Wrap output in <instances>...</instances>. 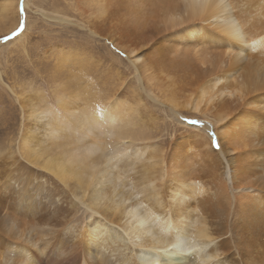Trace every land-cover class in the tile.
I'll use <instances>...</instances> for the list:
<instances>
[{"label": "bare ground", "instance_id": "obj_1", "mask_svg": "<svg viewBox=\"0 0 264 264\" xmlns=\"http://www.w3.org/2000/svg\"><path fill=\"white\" fill-rule=\"evenodd\" d=\"M138 1L95 0L96 19L106 22V12L116 11L136 31L154 16L139 15ZM224 1H165L152 29L170 33L160 40L155 31L146 59L125 50L133 52L140 90L145 77L149 86L161 78L159 104L176 121L186 126L183 113L192 111L213 121L217 152L201 136L214 126L208 119L203 131L177 139L166 161L154 145L137 143L149 140L138 124L146 122L145 110L150 114L137 98L115 95L105 103L84 87L74 94L80 102L66 94L54 107L24 99L27 125L18 147L0 151V264H264V50H248L262 46L264 35L247 41ZM14 8L15 0L2 1L0 21L14 18ZM205 23L246 43L252 56L233 67L244 50H228L229 59L221 50L210 58L203 53L180 77L185 54L200 55L194 46L212 40ZM71 210L74 220L60 222Z\"/></svg>", "mask_w": 264, "mask_h": 264}, {"label": "rangeland", "instance_id": "obj_2", "mask_svg": "<svg viewBox=\"0 0 264 264\" xmlns=\"http://www.w3.org/2000/svg\"><path fill=\"white\" fill-rule=\"evenodd\" d=\"M2 1L4 0H0V3ZM86 1L18 0L17 3L15 0L14 18L9 17L7 21L3 19L0 21V82H2L0 83V151L11 153L15 152L18 147L22 125L23 123L27 125V121L23 119V109H21L24 99L28 98L30 102L40 106L46 104L54 107L57 97L65 94L69 96V100L80 102L77 100L78 95L74 94L82 93L83 88L87 87L91 88L94 94L96 93L95 96L99 94L100 99L105 97V103L109 102L107 101L108 97L113 99L115 95L122 99L137 98L142 101L151 115L145 110L146 122L140 123L138 126L143 127L141 135L144 138H149V140L137 143L154 145L158 150V157L161 155L166 161L177 139L183 135H187L186 138H191L194 133H199L198 130L203 131L201 130L204 126L201 125L204 123L203 121L209 120L213 123L211 119L207 118V120L200 117L194 111L192 112L197 117L192 116L194 114L190 112L191 114L183 113L188 119L187 121L185 119L184 122V119H180L182 117L179 118L186 126L176 121L170 113L169 107H163L159 104L163 96L161 90L158 89L161 78H158L157 81L152 79L150 81L152 87H150L147 77H145L146 81H142L143 86L140 85V90L136 71L131 64L133 52L127 53L125 51L135 50L134 52L138 54L134 55L146 59L149 50L154 48L153 42L156 39L152 40V38L157 33L155 31H158V36L163 35L159 37L160 40L165 39L170 31L162 26L153 31L152 24L157 20L156 13L159 14V18L164 14L162 4L171 0H139V15H146L151 11V15L154 16H150L149 25L139 26L136 31H134L132 24L130 25L127 20H124L127 16L125 18L123 15L114 16L116 11L106 12L107 21L101 22L96 19L95 0H90L93 1L91 3ZM223 3L227 8V16L235 15L236 17H233L235 19L238 17L237 20L244 28L247 41L252 42L254 38L255 41L256 38L264 35V0H225ZM61 17L64 22L57 20ZM130 27L132 28L130 29ZM215 27H217L215 24H204V35L205 33L211 35L212 40L210 37L204 38L197 45H192L199 50L200 55L188 56L185 54V58H182L185 65L181 67L180 77L184 74V76L189 75L185 69L193 67V69L191 68L193 71L203 61V55H208L207 57L210 58L209 56L216 55L220 50L222 51V55L220 54L222 59H229L228 50H244L241 52L243 59L240 60L237 57L240 61L233 64V67L245 65L248 61L247 58L252 56H250L249 51L245 50L246 43L237 45L234 39L223 37L224 35H221L217 29L215 30ZM116 28L118 29L115 30ZM92 32L98 36L93 35ZM180 32V29L179 32L176 31L177 34L179 33V38L183 33L180 34ZM170 36L172 37L171 41L175 40L173 35L170 34ZM110 39H114L121 48L113 44ZM248 50H264V44L258 49ZM163 56H161L163 59L167 58ZM253 57L255 60L258 55L254 53ZM249 62L253 63L252 60ZM186 78L188 80V77ZM192 79H195V76ZM178 84L181 85L180 82ZM149 91L156 96V101L148 98ZM143 104H140L138 108ZM24 110L26 113L30 111L29 109ZM137 118H134V123H137ZM193 125L195 128L192 127ZM209 130L210 132L201 136L205 137L211 148L217 152L219 146L216 145H219L220 141L218 140L217 126L214 124ZM50 153L49 151L47 154ZM197 162L198 160L194 159V163ZM31 167L35 168L34 166ZM205 179L208 180V176ZM31 181H35V179H31ZM72 211H69V214L63 213V216L58 218L59 221L63 223L71 221V219L73 221ZM65 216L66 218H64ZM75 217L78 221L81 220L79 213Z\"/></svg>", "mask_w": 264, "mask_h": 264}, {"label": "snow or ice", "instance_id": "obj_3", "mask_svg": "<svg viewBox=\"0 0 264 264\" xmlns=\"http://www.w3.org/2000/svg\"><path fill=\"white\" fill-rule=\"evenodd\" d=\"M216 142L214 141V144H215ZM217 147L219 146L218 144L216 145Z\"/></svg>", "mask_w": 264, "mask_h": 264}]
</instances>
